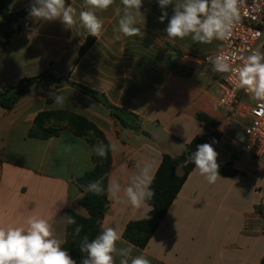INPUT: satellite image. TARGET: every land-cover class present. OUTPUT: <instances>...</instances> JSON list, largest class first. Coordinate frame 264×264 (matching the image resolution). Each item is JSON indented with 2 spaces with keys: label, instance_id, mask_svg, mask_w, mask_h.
Instances as JSON below:
<instances>
[{
  "label": "crops",
  "instance_id": "obj_1",
  "mask_svg": "<svg viewBox=\"0 0 264 264\" xmlns=\"http://www.w3.org/2000/svg\"><path fill=\"white\" fill-rule=\"evenodd\" d=\"M155 1L144 0L145 20L137 25L143 37L114 39L120 0L97 13L104 21L98 38L78 25L66 29L59 20L34 21L28 12L9 26L0 52V92L22 78L48 72L103 95L110 105L135 118L126 117L128 126H122L101 103L68 84L59 88L34 84L12 109L0 107V224H19L28 215H42L65 241L66 223L61 217L68 209L86 215L78 205L83 188L77 180L93 166L91 149L67 129L46 140L28 137L38 113L64 110L93 122L108 143L118 145L111 151L107 184L111 177L123 186L138 173V166L151 163L154 175L163 155L179 156L195 136L217 132L218 140L210 142L218 153L217 163L236 174H219L221 178L209 184L194 167L146 247H135L133 255L144 254L151 264H259L264 255V165L244 151L241 128L228 126L217 106V72L180 60L184 53L215 52L220 43L169 39L164 32L168 21L160 23L152 12ZM31 3L12 0L9 11L20 12ZM83 3L66 0L77 12L84 10ZM88 38L90 47L78 56ZM167 59L189 74H172ZM50 91L65 97L63 108L53 106ZM198 114L207 115L215 126L205 127ZM181 173L177 168L176 174ZM107 200L99 232L106 224L123 235L128 222L141 220L149 212L116 204L108 195Z\"/></svg>",
  "mask_w": 264,
  "mask_h": 264
},
{
  "label": "clouds",
  "instance_id": "obj_2",
  "mask_svg": "<svg viewBox=\"0 0 264 264\" xmlns=\"http://www.w3.org/2000/svg\"><path fill=\"white\" fill-rule=\"evenodd\" d=\"M161 15L160 23L168 21L164 32L171 40H184L190 37L194 43L211 44L214 40L228 41L234 29L241 22V8L245 0H156ZM115 0H84L83 8L77 9L66 0H32L28 8V16L34 21L52 22L59 20L66 29L75 26L87 31L90 36L100 37L104 29V21L97 13L114 5ZM122 8L117 9L119 16L113 28L114 39L121 37H143L144 33L137 25L142 24L145 15L141 11L144 0H120ZM172 6L169 18L167 9ZM247 15V11L244 12ZM259 36V33H256ZM241 63L234 67L229 57L220 54L207 57L213 70L219 73H232L235 86L243 89L264 107V51L259 47L248 50V54L240 57ZM200 63V61H197ZM49 98L53 106L63 108L65 97L57 91H50ZM243 141V136L238 134ZM216 141H213L215 143ZM118 148L117 143L104 144L98 142L91 147V153L99 158H106L110 151ZM218 153L210 143L197 145L191 154L194 164L209 184H214L219 175ZM94 167V165H93ZM139 171L133 174L126 186L116 178H109L107 187L103 178L90 182L87 191L94 195L107 194L116 204H130L134 209L150 211L148 204L155 196L152 188L154 175L152 164L138 166ZM151 219V216H145ZM61 219L68 225H76L74 217L65 214ZM83 225L75 228L78 235ZM64 241L55 233L53 224L42 215H28L19 224H0V264H76L70 252L63 248ZM135 245L124 241L122 234L112 226L101 225L99 234L89 241L85 236L80 244V252L86 254L82 264H151L144 254L133 255Z\"/></svg>",
  "mask_w": 264,
  "mask_h": 264
},
{
  "label": "trees",
  "instance_id": "obj_3",
  "mask_svg": "<svg viewBox=\"0 0 264 264\" xmlns=\"http://www.w3.org/2000/svg\"><path fill=\"white\" fill-rule=\"evenodd\" d=\"M11 1L12 0H0V52L6 45V41L1 39L2 33L4 30L9 31V26L19 17L28 12L29 8L28 7L27 9L17 13H10L9 5ZM167 11L170 17L172 15V6H169ZM152 12L158 16L161 15V10L156 1L152 6ZM91 43V39H86L84 44L79 49L78 56H81L90 47ZM169 50L175 51L176 49L169 48ZM174 54H177V51H175ZM167 66L174 75L187 76L189 74L188 69L176 64V62L171 59H167ZM34 84H42L43 86H50L54 88H59L66 84L75 86L84 94L101 103L108 110L110 117L116 119L124 127L128 126V123L125 121L126 117L130 116L135 118V116L129 114L128 112L110 105L103 95L72 84L68 81L67 77L56 79L48 72H43L34 77L22 78L15 85L0 92V107L6 110L12 109L18 101L20 95L26 92L29 87ZM196 118L205 127L212 128L215 126L213 120L205 114H198ZM62 129H67L74 136L84 139L90 149L98 142L108 144L104 134L93 122L81 115L64 110L38 113L33 120L32 127L28 131V137L46 140L50 137L56 136ZM218 138L219 134L217 132L200 134L195 136L190 141L179 156L172 157L169 155H163L154 174L155 179L152 184L155 196L148 202L151 210L146 216H151V219L148 220L143 218L141 220L128 222L122 235L125 241L130 242L140 250L146 247L152 234L162 221L188 174L195 167L190 161L191 154L196 150L197 145L217 141ZM91 159L94 167L92 166L88 172L77 180L78 184L83 188L82 195L78 200V205L85 210L86 215L81 216L70 209L66 211V214L75 218L77 224H66V238L62 246L70 252L71 256L76 260V264H82V259L86 255L80 252V244L83 238L87 236L89 241H91L97 236L101 220L108 208L107 194L101 196L94 195L93 193L87 191V185L90 182L103 178V184L105 188L107 187V176L111 168V151L108 153L106 158H99L92 154ZM179 167L182 170L181 175L176 174V170ZM219 174L234 175L236 174V171H228L225 170V168H219ZM78 225H83V229L77 235L75 233V228ZM259 264H264V255Z\"/></svg>",
  "mask_w": 264,
  "mask_h": 264
},
{
  "label": "built area",
  "instance_id": "obj_4",
  "mask_svg": "<svg viewBox=\"0 0 264 264\" xmlns=\"http://www.w3.org/2000/svg\"><path fill=\"white\" fill-rule=\"evenodd\" d=\"M245 11L247 15H244ZM241 17L240 24L228 41L216 40L220 43L217 51L204 55L181 54L182 63L213 68L207 62V57L223 54L229 57V62L236 67L241 63L240 57L246 56L248 50L257 47L261 49L264 45V0H245ZM256 33L260 35L257 36ZM217 74L220 80L217 106L223 111L228 126L233 124L241 128L244 151L264 165V107L252 100L243 89L235 86L232 73Z\"/></svg>",
  "mask_w": 264,
  "mask_h": 264
},
{
  "label": "water",
  "instance_id": "obj_5",
  "mask_svg": "<svg viewBox=\"0 0 264 264\" xmlns=\"http://www.w3.org/2000/svg\"><path fill=\"white\" fill-rule=\"evenodd\" d=\"M7 37H8V30H4V32L1 35V39L3 41H6L7 40Z\"/></svg>",
  "mask_w": 264,
  "mask_h": 264
},
{
  "label": "rangeland",
  "instance_id": "obj_6",
  "mask_svg": "<svg viewBox=\"0 0 264 264\" xmlns=\"http://www.w3.org/2000/svg\"><path fill=\"white\" fill-rule=\"evenodd\" d=\"M261 51H264V45L261 47Z\"/></svg>",
  "mask_w": 264,
  "mask_h": 264
}]
</instances>
